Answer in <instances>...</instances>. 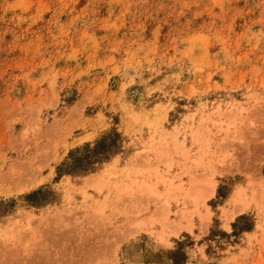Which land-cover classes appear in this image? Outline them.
Instances as JSON below:
<instances>
[{"label": "rangeland", "instance_id": "374dc122", "mask_svg": "<svg viewBox=\"0 0 264 264\" xmlns=\"http://www.w3.org/2000/svg\"><path fill=\"white\" fill-rule=\"evenodd\" d=\"M0 264H264V0H0Z\"/></svg>", "mask_w": 264, "mask_h": 264}]
</instances>
